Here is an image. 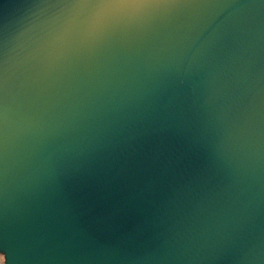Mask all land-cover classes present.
Listing matches in <instances>:
<instances>
[{
    "label": "water",
    "instance_id": "obj_1",
    "mask_svg": "<svg viewBox=\"0 0 264 264\" xmlns=\"http://www.w3.org/2000/svg\"><path fill=\"white\" fill-rule=\"evenodd\" d=\"M5 264H264V0H0Z\"/></svg>",
    "mask_w": 264,
    "mask_h": 264
},
{
    "label": "snow or ice",
    "instance_id": "obj_2",
    "mask_svg": "<svg viewBox=\"0 0 264 264\" xmlns=\"http://www.w3.org/2000/svg\"><path fill=\"white\" fill-rule=\"evenodd\" d=\"M0 264H5V257L0 255Z\"/></svg>",
    "mask_w": 264,
    "mask_h": 264
}]
</instances>
